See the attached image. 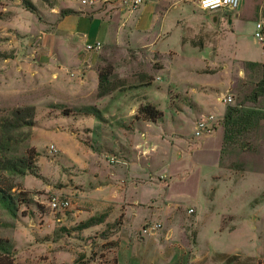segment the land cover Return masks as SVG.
I'll return each instance as SVG.
<instances>
[{
  "label": "rangeland",
  "instance_id": "374dc122",
  "mask_svg": "<svg viewBox=\"0 0 264 264\" xmlns=\"http://www.w3.org/2000/svg\"><path fill=\"white\" fill-rule=\"evenodd\" d=\"M148 1L0 0L1 263L264 264V72Z\"/></svg>",
  "mask_w": 264,
  "mask_h": 264
},
{
  "label": "crops",
  "instance_id": "0c3cea01",
  "mask_svg": "<svg viewBox=\"0 0 264 264\" xmlns=\"http://www.w3.org/2000/svg\"><path fill=\"white\" fill-rule=\"evenodd\" d=\"M150 1H156L158 2L157 5H162V9L155 8L150 12L156 11L155 16L159 19L154 20L157 22V28L152 30L160 40L158 47L165 44L170 51L174 46V44L171 45V41L177 34L178 39L189 38L190 40V38L198 36L204 41L197 47L198 53L200 55L214 54L215 59L210 62L216 67L222 65V69L218 72L225 69L226 73L228 65L226 66L225 63L230 65L234 63L245 64L250 68L264 72V40L260 41L255 37L258 24H261L264 35V0H242L240 6L233 11H204L199 7L200 0ZM150 1H148L149 5L147 4L148 8L152 5ZM212 39L213 42L211 43ZM185 43L183 42V44ZM186 44L190 48L189 53L196 49L191 41ZM174 47L177 49L176 46ZM201 62L206 65L209 61ZM262 93L264 95V91ZM263 95L259 96L257 100ZM221 143L220 138L219 150H213L218 158L221 156ZM216 165L218 164L216 163ZM216 167L215 170L218 172L220 166ZM220 182L224 183L222 180Z\"/></svg>",
  "mask_w": 264,
  "mask_h": 264
},
{
  "label": "built area",
  "instance_id": "2783aa9c",
  "mask_svg": "<svg viewBox=\"0 0 264 264\" xmlns=\"http://www.w3.org/2000/svg\"><path fill=\"white\" fill-rule=\"evenodd\" d=\"M136 2L138 3L139 0H136ZM242 0H227V2L225 3L224 0H221V3L220 5H215V6H209L208 8H204L202 7V2L201 0L199 1V7L201 10H204V11H215V10H236L240 4H241ZM257 31L255 33V37L262 41L264 40V35L262 34V26L261 24H258L257 25ZM57 204L54 202L53 203V206H56Z\"/></svg>",
  "mask_w": 264,
  "mask_h": 264
},
{
  "label": "clouds",
  "instance_id": "9594fccd",
  "mask_svg": "<svg viewBox=\"0 0 264 264\" xmlns=\"http://www.w3.org/2000/svg\"><path fill=\"white\" fill-rule=\"evenodd\" d=\"M201 2H202V7L206 9L209 6L220 5L221 0H201ZM224 2L226 3L227 0H224Z\"/></svg>",
  "mask_w": 264,
  "mask_h": 264
},
{
  "label": "trees",
  "instance_id": "16d2710c",
  "mask_svg": "<svg viewBox=\"0 0 264 264\" xmlns=\"http://www.w3.org/2000/svg\"><path fill=\"white\" fill-rule=\"evenodd\" d=\"M108 78L103 76V74L100 75V89L103 88V84L105 82H107ZM260 87L263 89L264 88V79L262 80V84L260 85ZM263 90L259 91V93L256 95V97L262 92ZM254 101V100H253ZM2 169V168H0ZM0 264H3L0 262ZM8 264H11V262H9ZM114 264H116V262H114Z\"/></svg>",
  "mask_w": 264,
  "mask_h": 264
}]
</instances>
